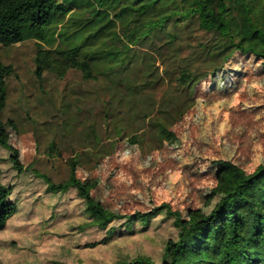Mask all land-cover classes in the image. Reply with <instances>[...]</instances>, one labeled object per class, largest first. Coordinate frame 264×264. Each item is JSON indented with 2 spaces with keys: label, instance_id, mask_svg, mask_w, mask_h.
<instances>
[{
  "label": "rangeland",
  "instance_id": "1",
  "mask_svg": "<svg viewBox=\"0 0 264 264\" xmlns=\"http://www.w3.org/2000/svg\"><path fill=\"white\" fill-rule=\"evenodd\" d=\"M37 42L33 37L0 44V62L15 69L7 79L1 119L26 168L15 171L9 153L0 149L2 180L13 186L18 203L17 214L0 233V264H116L141 254L160 259L165 241L176 235L172 222L162 217L148 229L137 225L133 234L89 247L102 242L106 230L85 225L74 190L49 193L40 177L55 183L67 179L71 158L78 159L77 175L94 198L121 214L162 203L184 214L208 212L225 192L217 182V161L229 160L247 173L264 163L260 61L236 54L226 63L229 73L195 85L181 116L159 130L155 121L165 124L160 110L170 94L186 101L169 77L157 85L149 82L166 78L165 54L152 57L157 70L147 79L149 68L141 66L98 81H85L76 70L64 78L46 72L39 82Z\"/></svg>",
  "mask_w": 264,
  "mask_h": 264
},
{
  "label": "trees",
  "instance_id": "2",
  "mask_svg": "<svg viewBox=\"0 0 264 264\" xmlns=\"http://www.w3.org/2000/svg\"><path fill=\"white\" fill-rule=\"evenodd\" d=\"M33 37L38 39L39 82L46 72L64 78L76 70L83 80L98 81L141 66L149 68L147 79L157 70L152 57L165 54L166 78L160 75L149 82L157 85L169 77L186 101L170 94L160 110L165 124L154 125L162 130L184 112L195 85L205 77L229 73L226 63L236 54L260 61L264 69V0H0V44ZM105 63L110 65L100 70ZM14 73L12 65L0 62V149L9 153L12 168L22 173L26 168L20 152L1 119L7 79ZM130 142L136 143V138ZM216 164L224 194L210 211L186 214L169 203L132 214L107 209L78 177L76 157L69 160L67 179L55 183L40 177L49 193L74 190L83 203L85 225L106 230L102 242L91 248L109 244L116 235L133 234L137 225L148 229L160 217L172 222L176 235L165 241L159 260L141 254L116 264H264V163L252 173L229 160ZM2 178L0 169V233L18 212L13 186Z\"/></svg>",
  "mask_w": 264,
  "mask_h": 264
}]
</instances>
